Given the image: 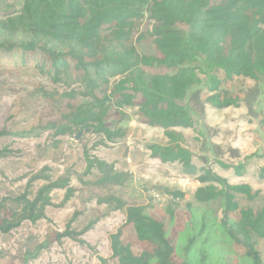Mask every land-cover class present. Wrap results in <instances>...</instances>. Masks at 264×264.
Masks as SVG:
<instances>
[{
    "label": "trees",
    "instance_id": "1",
    "mask_svg": "<svg viewBox=\"0 0 264 264\" xmlns=\"http://www.w3.org/2000/svg\"><path fill=\"white\" fill-rule=\"evenodd\" d=\"M16 20L25 37L19 42L0 41V68L34 67L53 84L78 86L85 102L63 106L67 98L73 97L66 95L59 100L55 92L44 93L40 100L47 107L37 115L35 105L19 99L14 116L37 115L35 122L17 132H1L0 136L25 138L39 131L68 136L87 130L112 143L124 136L118 126L125 114L114 111L116 105L135 107L142 124L162 130L167 140L166 145L146 147L150 158L163 165L179 164L183 175L196 177L203 186L195 190L194 201L208 204L219 200L227 234L252 264H264V208L257 213L241 210L235 200L241 195L254 201L259 191L248 185L232 186L205 170L199 176V169L191 163V153L183 146V134L176 131L194 129L184 102L189 91L203 83L202 78L208 92L206 103L224 110L238 108V103L220 90L222 81L217 71L228 78L252 81L264 76V0H24ZM143 20L150 28L136 42L147 38L155 50L151 56L139 54L133 45L135 24ZM12 21L15 23L14 19L8 22ZM177 26L187 30L182 33ZM84 158V175L95 170L100 177L97 185L122 186L126 182L128 175L117 173L113 165L87 153ZM233 172L241 177L244 168L234 167ZM257 178L264 181V168L258 170ZM43 180L47 184L34 199L29 198L30 185L14 199L20 212L0 221V233L8 234L24 222L44 220L46 209L52 207L53 191L65 190L63 204L75 193L67 180ZM167 194L173 199L183 198L180 192ZM102 202L125 210L123 226H131L142 244L141 254L134 255L131 246L122 242V230L118 229L109 238L111 256L118 264H173L175 248L166 237L163 222L147 216L142 206L126 207L115 198ZM237 212L239 217L234 218ZM73 220L74 216L70 222ZM84 232L76 233L69 223L65 232L56 235V241H77ZM47 248L46 242L25 256L21 264H28Z\"/></svg>",
    "mask_w": 264,
    "mask_h": 264
},
{
    "label": "rangeland",
    "instance_id": "2",
    "mask_svg": "<svg viewBox=\"0 0 264 264\" xmlns=\"http://www.w3.org/2000/svg\"><path fill=\"white\" fill-rule=\"evenodd\" d=\"M23 3L24 0L0 1V41L19 42L25 37L16 20ZM13 19L15 23L8 22ZM135 25L133 45L139 54L151 56L155 50L147 38L136 42L150 26L144 20ZM177 29L182 33L187 30L183 26ZM216 73L222 81L220 90L236 100L238 108H211L206 103L208 92L202 78L203 83L194 86L184 102L194 129L176 131L183 134V146L191 153V163L199 169V176L205 170L226 179L232 186L248 185L259 191L254 201L241 195L235 199L241 210L257 213L264 208V181L257 178L258 170L264 168V76L252 81ZM54 92L59 100L66 95L73 97L67 98L63 106L85 102L78 86L53 84L34 67L0 68V133L17 132L32 125L47 107L40 98L44 93ZM19 99L35 105L38 114L14 116ZM116 110L125 114L118 126L124 136L112 143L85 130L68 136H56L52 131H39L25 138L13 134L0 136V204L3 205L0 221L20 212L14 199L24 194L28 185L29 198L34 199L47 184L44 177L50 182L67 180L75 191L65 204V190L53 191L52 207L46 209L44 220L35 224L24 222L8 234L0 233V264H21L25 256L32 255L46 242L48 248L42 249L28 264H118L111 256L109 240L118 229L122 230V242L131 246L134 255H140L142 244L133 228L123 226L125 210L102 202L108 198H115L126 207L142 206L147 216L163 222L166 237L175 248L173 264H252L227 234L221 221V202H195L194 192L203 186L196 177L183 175L179 164L163 165L150 158L148 145H166L163 131L143 125L135 107L117 104ZM85 153L113 165L117 173L128 175L126 182L122 186L97 185L100 177L95 170L84 175ZM220 164L229 169L221 168ZM239 166L244 168L241 177L233 172ZM38 176L42 178L33 181ZM167 191L180 192L183 198L173 199ZM238 217L239 212L234 218ZM69 223L76 233L86 232L77 241L64 238L57 242L56 235L65 232Z\"/></svg>",
    "mask_w": 264,
    "mask_h": 264
},
{
    "label": "water",
    "instance_id": "3",
    "mask_svg": "<svg viewBox=\"0 0 264 264\" xmlns=\"http://www.w3.org/2000/svg\"><path fill=\"white\" fill-rule=\"evenodd\" d=\"M85 131H87V130H85ZM77 139H79V136L76 138V140H77Z\"/></svg>",
    "mask_w": 264,
    "mask_h": 264
}]
</instances>
